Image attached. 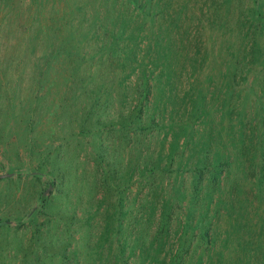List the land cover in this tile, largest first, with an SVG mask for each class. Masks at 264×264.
Listing matches in <instances>:
<instances>
[{
	"label": "rangeland",
	"instance_id": "374dc122",
	"mask_svg": "<svg viewBox=\"0 0 264 264\" xmlns=\"http://www.w3.org/2000/svg\"><path fill=\"white\" fill-rule=\"evenodd\" d=\"M159 1L158 41L84 85L58 61L99 43L55 55L47 0H0V264H264V0Z\"/></svg>",
	"mask_w": 264,
	"mask_h": 264
},
{
	"label": "trees",
	"instance_id": "16d2710c",
	"mask_svg": "<svg viewBox=\"0 0 264 264\" xmlns=\"http://www.w3.org/2000/svg\"><path fill=\"white\" fill-rule=\"evenodd\" d=\"M89 1H91V4L94 5V2H96L97 4L104 3L105 6H108L109 2L110 5L111 3H113V0ZM128 2L134 7V9L132 11L125 10V17L123 15L117 16L118 20L122 22H114L112 24L109 23L111 27H109L110 25L108 23H105V18L107 17V19L111 20L110 17L113 15L110 9L106 10L107 12L103 10L96 11V9H84L82 11V17L85 23L87 24V27H92L86 34H78L77 32L79 27L71 26L73 30L71 28H68L69 19L66 18L69 15L68 13L70 7L73 5V0H65L62 4L66 3V5L61 4L56 7L54 6L53 0L52 3L51 0H47V2L45 3V9H43L44 5H42V9L39 10V13L42 14V18L52 17L51 19L46 20L47 22H49L48 24H44V26L41 25L42 32L46 33V36L43 41H47V43H50L51 52H53V50L55 49V55L61 53L65 54L68 51V49L65 48V45L68 42L70 44L75 41L81 42L83 44V49L87 47V43H99V49L97 52L90 53L89 51L84 50L83 52H81L80 55L78 54L77 57H72L69 60L70 62L63 60V58L60 59L58 61L57 70H69V67H71L73 69V73L79 79L78 83L85 85L86 83L92 80L90 79V77L85 76L83 74L85 65L94 67L93 64L90 63V60L92 58L99 56L98 59H102L101 61L108 62L109 67L107 66L105 68L104 66H102L104 70H108L113 67L114 62L122 64L119 62V60H122L126 57L128 59L130 54L135 55L136 53L142 51L139 48V45H133V43H130L134 42L137 37L140 38V33H147L145 34V37L149 40H157L158 36H155V34L150 33V30L156 25L160 24V18L164 15V13L162 12L164 10V5H162L159 0H128ZM123 3H126V0H123ZM48 7H50V9H48ZM77 12L78 11H76L75 13L78 14ZM103 12H105V15L107 16L104 17ZM94 14L96 16H94ZM53 16H55L54 19ZM38 21L40 20L38 19ZM82 27H86L84 26V23ZM126 28L130 29V34L127 37L126 33L128 32V30H126ZM67 29L69 31V35H66ZM126 39L128 40L127 45ZM157 44L158 43H155L153 45L154 47H151V49L154 50L155 47L157 48ZM51 52H47L45 56H42L41 59H43L44 62L41 69H54V67L51 65V62L54 57L53 55H50ZM126 52L128 53V56ZM124 66H126V64H123V67ZM95 68H97L96 63ZM156 71L157 68H155L154 71L152 70L153 73L151 75H149L147 72L143 74L142 83L138 85L137 91L139 97L137 98V102H140L143 97H147L149 99V96L152 93L154 94L153 90H151V87H149L148 82L144 84L143 81L145 78L148 79L149 77L153 76Z\"/></svg>",
	"mask_w": 264,
	"mask_h": 264
}]
</instances>
